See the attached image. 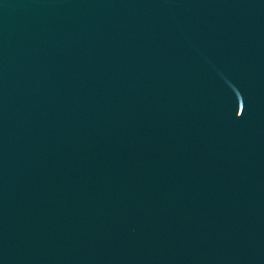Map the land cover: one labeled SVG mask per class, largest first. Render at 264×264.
Wrapping results in <instances>:
<instances>
[{
    "label": "water",
    "instance_id": "95a60500",
    "mask_svg": "<svg viewBox=\"0 0 264 264\" xmlns=\"http://www.w3.org/2000/svg\"><path fill=\"white\" fill-rule=\"evenodd\" d=\"M0 264H264V0H0Z\"/></svg>",
    "mask_w": 264,
    "mask_h": 264
}]
</instances>
